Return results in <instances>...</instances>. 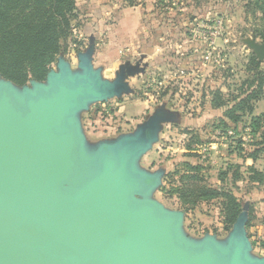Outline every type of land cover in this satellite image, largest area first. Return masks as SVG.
<instances>
[{"label":"water","instance_id":"water-1","mask_svg":"<svg viewBox=\"0 0 264 264\" xmlns=\"http://www.w3.org/2000/svg\"><path fill=\"white\" fill-rule=\"evenodd\" d=\"M240 43L264 62V41ZM94 35L71 63L63 53L43 80L0 75V264H264L247 231L248 203L224 236H193L185 213L155 197L165 170L141 165L165 123L180 113L154 106L135 127L91 143L83 113L134 92L144 55L106 77Z\"/></svg>","mask_w":264,"mask_h":264},{"label":"rangeland","instance_id":"rangeland-1","mask_svg":"<svg viewBox=\"0 0 264 264\" xmlns=\"http://www.w3.org/2000/svg\"><path fill=\"white\" fill-rule=\"evenodd\" d=\"M89 1L75 0L77 15L80 14L81 19L82 15L90 17L88 16L91 6ZM129 1H133L134 5H129ZM125 2L127 6L124 17L127 25L134 30L126 33L125 40L127 45H130L131 52L119 62L125 60L134 62L139 59L140 54H145L146 58H144L148 66L145 73L129 79L130 86L134 89L132 94L124 95L119 99H111L107 103L92 105L89 111L83 113L82 123L91 143L101 139H110L119 133L132 130L145 114L153 110L155 105L166 100V107L179 111L180 122L165 123L158 142L141 159L142 166L151 170L163 167L166 175L182 160L195 161L193 157L184 156L187 151L185 143L189 137L188 131L198 129L203 134L211 128L213 118L221 113L220 109L210 108L206 102L207 98L205 100V97L194 96L197 91V80H200L196 71L195 77L190 79V88L180 83V88L177 89L170 82L175 79L171 76L164 77V73L169 70V67L165 65L166 62L174 67L173 62L179 65L182 61L181 63H184L187 69L197 70L202 64L201 51L205 48L202 39L196 37L198 36L197 31L200 30L203 21L208 20L209 27H212V20L215 24L216 21H220L222 35L216 43L222 54L215 61L203 64L208 65L205 67L206 72L207 69H211L210 67L220 68L219 75L233 73L232 70L234 71L235 68V75L227 76L225 84L237 82L244 75L243 64L249 54V50L240 43V38L251 34V26L254 25L252 24L253 16L247 15L244 0H125ZM197 5L200 8H196ZM97 8L95 15L100 16V7H95ZM203 24L207 25L206 22ZM95 34L96 45L100 49L104 38L99 31ZM83 35L86 36L87 33ZM87 42L88 39L86 45ZM157 48L160 49V54H156L152 57L153 60H150L149 53ZM177 52L183 53L181 56L183 59L176 57ZM55 63L51 65V68L55 66ZM262 67L264 69V63ZM225 69H230V71L226 72ZM106 74L109 78L113 77V73L110 74L108 70ZM212 76L209 78L211 84L214 80ZM184 77L185 80L182 83L192 76ZM165 83L169 84L165 87ZM168 91L178 95L170 97ZM255 108L257 113L264 111V97L256 102ZM224 139L218 138L217 140L222 142L202 146L199 150L201 152L199 160L209 165L208 178L213 184L218 182L216 173L224 163L242 161L236 158L235 154L228 153L229 149L227 143H223ZM245 163L250 164L251 160L247 159ZM259 163L256 162L257 165H260ZM163 185H165L164 190H158L155 197L167 207L181 209L177 199L168 195L169 184L165 183L164 179ZM241 186L244 190L238 196L242 201H246L253 209V214H256L254 223L258 226V231L252 230L255 231V236H259L260 244L254 243L253 251L257 254H264V246L261 244L262 241L264 242V187L246 192V185L241 183ZM184 213L185 227L189 234L201 236L209 232L219 237L225 235L224 230L217 231L218 225L220 226V217L215 204H202Z\"/></svg>","mask_w":264,"mask_h":264},{"label":"trees","instance_id":"trees-1","mask_svg":"<svg viewBox=\"0 0 264 264\" xmlns=\"http://www.w3.org/2000/svg\"><path fill=\"white\" fill-rule=\"evenodd\" d=\"M244 1L247 15L253 16L250 33L264 41V0ZM128 4L134 5L133 1ZM76 18L75 0H0V75L18 85L30 79L43 80L57 56H65ZM243 72L237 82L225 84L226 92L218 87L210 92V106L221 110L211 128L203 134L198 129L188 131L184 156L195 161H180L163 178L169 184L168 195L177 199L183 211L215 204L225 232L241 210V183L246 185V192L264 187V111L255 113L256 102L263 98L264 71L250 52ZM232 75L223 73L221 80L225 83ZM218 138H225L228 153L242 161L224 163L216 173L218 182L213 184L208 178L209 165L199 160V150L222 142ZM247 159L251 164H244ZM248 211L247 230L254 219L249 205ZM261 244L264 246L263 241Z\"/></svg>","mask_w":264,"mask_h":264},{"label":"crops","instance_id":"crops-1","mask_svg":"<svg viewBox=\"0 0 264 264\" xmlns=\"http://www.w3.org/2000/svg\"><path fill=\"white\" fill-rule=\"evenodd\" d=\"M89 3L91 6H90V14L88 16H90V17L87 18V16L82 15V19H81V15L78 14L77 15L78 18L74 23L76 26L74 27L73 32H78L81 34L87 33V35L85 37H86V39H88L89 35H91V34L96 35L95 32L99 31V33L104 38V43L100 49H98V46L96 45V49H95V53H94V63H95V65L103 66L104 75L106 77H109L106 74V71L108 70L110 74H111V72L114 74V70L117 68V66L120 63L123 62V61L119 62V60L131 52L130 45H127V43L125 41L126 40V33L134 30L130 25H127V21L124 17V14L126 12L127 2H125V0H101V1L90 0ZM95 7H100V16H97V14L95 15L96 11L98 10V8L95 9ZM84 18H86V19H84ZM97 20H99V21H97ZM95 22H98V23H95ZM95 43H96V41H95ZM159 50L160 49L157 48L153 52H150L148 58L150 60H153L152 59L153 56H155L158 53L160 54L161 51H159ZM141 55H145V54H140V56ZM181 56H183V53L177 52L176 57H178V59L181 60V59H183ZM145 58H146V55H145ZM145 58H144V61H146ZM181 62L182 61H180L179 65L176 64L175 62H173V64L175 65L174 67L169 65L168 62H166V64H165L169 67V70L166 73H164V77L166 78L167 76L168 77L171 76V78L175 79L176 81L175 80L170 81V82H172L171 85L174 86L175 88H177V89L180 88L179 87L180 83L183 84L184 86L190 88V85H189L190 79L195 77L194 73L196 71L198 73L197 77H199L200 80H197V85H196L197 91L194 93L195 94L194 96L205 97V100L207 98L206 102L208 103L209 106H210L209 97H211L210 92L213 89L218 87L223 92L227 91V87L225 86V83H223V81H221V74L219 75V73H218L220 68L210 67L211 69H207V72H206L205 67L208 65L205 66V64L202 63L201 66L197 70H192V69H187L186 65L184 63L182 64ZM263 63H261L262 69H263V67H262ZM234 71H235V68H234ZM234 71L232 70L233 74H234ZM263 71H264V69H263ZM187 75H190L192 77H189V78L187 77L188 78L186 81L187 83L186 82L182 83L185 80L184 76H187ZM211 75L214 76V80H213L212 84H211V82H209V78L211 77ZM167 84H169V83H167ZM167 84L165 83L164 86L166 87ZM191 85H192V83H191ZM172 86L170 88H172ZM168 95H170V97H174V96H177L178 94L175 92H169L168 91ZM262 97H264V89H263ZM259 101H257V102H259ZM210 108H212V107L210 106ZM260 112H258V113H260ZM255 113H257V112H255ZM239 163H241V162H239ZM246 165H249V164H246ZM253 216H254V219L251 220L250 227L247 231H248V235H249L251 242L256 243V245H259L260 244L259 236L258 235L255 236L256 235L255 231H258L257 230L258 226L254 223L256 220V214H253ZM250 228H251V230H250ZM252 229L255 231H253ZM221 230L223 231V227H222V224L220 222V226L218 225L217 231L220 232Z\"/></svg>","mask_w":264,"mask_h":264},{"label":"built area","instance_id":"built-area-1","mask_svg":"<svg viewBox=\"0 0 264 264\" xmlns=\"http://www.w3.org/2000/svg\"><path fill=\"white\" fill-rule=\"evenodd\" d=\"M212 21V27L208 26V20L203 21L200 25V30L197 31L198 36L196 37H200L205 43V48L201 51L202 63L213 62L219 57L220 54H222L219 49V45L216 43V40L219 39L222 35L220 31V21H216V24L214 23V20ZM204 22H206L207 25L203 24ZM72 39L73 40L69 44L65 57L71 63H74L76 59V52L86 46L87 39L83 34L78 32H73Z\"/></svg>","mask_w":264,"mask_h":264}]
</instances>
